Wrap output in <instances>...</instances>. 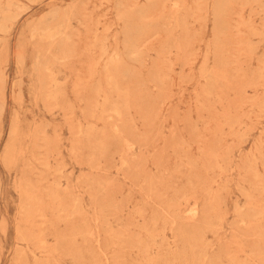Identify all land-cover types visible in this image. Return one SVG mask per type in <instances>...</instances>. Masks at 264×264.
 Masks as SVG:
<instances>
[{
	"label": "rangeland",
	"instance_id": "rangeland-1",
	"mask_svg": "<svg viewBox=\"0 0 264 264\" xmlns=\"http://www.w3.org/2000/svg\"><path fill=\"white\" fill-rule=\"evenodd\" d=\"M0 264H264V0H0Z\"/></svg>",
	"mask_w": 264,
	"mask_h": 264
}]
</instances>
